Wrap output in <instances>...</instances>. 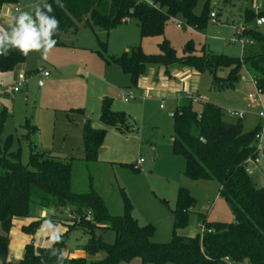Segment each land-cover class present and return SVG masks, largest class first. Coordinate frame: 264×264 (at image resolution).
<instances>
[{
	"label": "trees",
	"instance_id": "obj_1",
	"mask_svg": "<svg viewBox=\"0 0 264 264\" xmlns=\"http://www.w3.org/2000/svg\"><path fill=\"white\" fill-rule=\"evenodd\" d=\"M211 1L203 0L198 12L195 9L200 0H59L62 8L57 0H43L38 5L52 6L53 11L48 15L59 21L58 34L52 37L56 41L54 46H64L62 38L75 35L80 27L107 33L130 19L138 23L141 38L162 36L164 26L175 18L181 19L182 28L202 30L210 22ZM17 2L0 0V8ZM257 17L264 14L244 12L246 20L254 21ZM242 36L252 43L244 45L240 57L215 54L204 47L196 49L192 40L182 46L178 56L166 39L158 43L157 54H146L137 45L119 56L106 57L105 43L97 37L96 52L105 63H115L122 72L128 73L135 84L147 65L180 64L195 72L208 71L216 87H233L241 72L246 71L255 78L260 92L264 90V34L247 28ZM25 59L17 49H11L7 56H0V72L16 69ZM221 72L223 75H219ZM6 116L4 111L0 112V224L4 232L0 234V264H120L133 258H138L140 264H226L225 257L236 264H264V187H258L247 170L248 159L254 160L259 154L256 135L260 126L246 132L240 119L224 120L222 109L214 103L201 102L200 110L196 111L191 97L178 100L171 113L172 151L183 157L185 177L213 179L219 183V195L225 200L233 221L209 222L199 217V234L178 235L175 231L186 225L195 203L188 189L179 186L172 209V237L158 243L152 239L154 226L139 223L122 188L119 189L122 213L118 215L109 213L104 199L91 184L86 191H73L71 158L39 149L31 141L38 128L28 117L22 124L21 140L28 143L29 149L28 164L23 165L19 150L11 149L12 138L1 141ZM99 120L120 133L128 134L136 129L125 111L113 109L109 98L100 99ZM80 134L83 161L95 162L105 129H93L87 119ZM261 152L264 154V146ZM30 205L52 212L49 219L63 221L67 228L58 234L59 242L53 241L43 249L29 243L22 258L13 261L7 258L8 232L13 218L30 216ZM66 210L71 218L66 216ZM38 223L36 220L23 226V231L32 233ZM75 229L87 235L81 247L83 257H69L64 249L66 237ZM107 235L112 236L111 241L106 240ZM98 253L103 254L101 259H87Z\"/></svg>",
	"mask_w": 264,
	"mask_h": 264
},
{
	"label": "rangeland",
	"instance_id": "obj_2",
	"mask_svg": "<svg viewBox=\"0 0 264 264\" xmlns=\"http://www.w3.org/2000/svg\"><path fill=\"white\" fill-rule=\"evenodd\" d=\"M43 0H18L17 4H5V12L0 15V26L7 27V14H17L14 8L32 13L34 5ZM200 0L195 11L200 10ZM211 12L216 13L215 22H208L202 30L188 27L179 28L175 18L164 26L162 36L141 38L138 23L130 19L107 33L96 29L80 27L75 35L63 37L66 43L75 48L53 46L43 58L40 52L32 51L25 59L22 68L0 77V112L6 113L1 134L4 143L12 138L11 149L19 150L20 161L28 164V143L21 140L24 133L22 124L25 117L38 127L31 141L43 151H49L62 158H71L72 189L83 192L90 184L104 199L109 213H122L119 189L129 198L133 213L140 224L154 226L153 241L167 242L173 234L172 209L175 205L178 186L185 187L195 199L188 214L186 225L177 229L178 235L194 236L201 232L199 217L209 222H231L233 215L225 200L220 197V185L213 179H189L183 175L184 159L172 151L173 121L171 113L180 98L193 97V108L200 110L201 102H211L223 111V119L238 121L226 111H242L240 119L243 131L254 130L262 122L257 117L264 111V90L258 91L252 84L248 72L242 71L233 87H216L208 71L195 72L180 64L147 65L136 84L128 73L122 72L115 63H105L96 52L98 40L105 43L106 57L119 56L130 48L140 45L146 54L159 53L158 43L166 39L181 55L182 46L192 40L196 49L231 57H240L242 44L235 32L240 25L264 34V23L254 26L253 20L244 18L245 10L264 14V0H212ZM249 12V11H248ZM97 35V37L95 36ZM23 74L25 84L15 92L12 85L18 75ZM223 75V73H219ZM254 93L261 106H252L249 94ZM109 98L112 107L125 111L135 131L120 133L104 126L99 120L100 99ZM80 109L81 111H77ZM89 119L95 130L105 129V137L95 162L83 161L81 129ZM257 162H248L247 170L258 187H264V132L259 133ZM138 158L143 159L139 167H134ZM30 216L15 217L8 232L7 258L18 261L22 258L25 246L49 247L55 234H63L66 224L49 219L52 212L30 205ZM38 220V226L28 233L23 226ZM85 231L72 230L66 237L64 249L70 255L81 250L87 240ZM0 224V234H3ZM107 235L106 240L111 241ZM102 253L87 256L88 260H98ZM140 264L138 258L128 263ZM153 264V263H149ZM167 264H173L168 262ZM246 264V263H244Z\"/></svg>",
	"mask_w": 264,
	"mask_h": 264
},
{
	"label": "clouds",
	"instance_id": "obj_3",
	"mask_svg": "<svg viewBox=\"0 0 264 264\" xmlns=\"http://www.w3.org/2000/svg\"><path fill=\"white\" fill-rule=\"evenodd\" d=\"M57 4L63 7L59 0ZM52 11V6L45 3L43 8L34 6V15L20 10L14 15L7 14V27L0 26V56H7L11 49H17L24 56L32 51L40 52L46 59L56 43L52 37L58 34L59 28V21L55 16L48 15ZM59 240V235L55 234L49 244ZM61 252L65 257L64 251Z\"/></svg>",
	"mask_w": 264,
	"mask_h": 264
},
{
	"label": "built area",
	"instance_id": "obj_4",
	"mask_svg": "<svg viewBox=\"0 0 264 264\" xmlns=\"http://www.w3.org/2000/svg\"><path fill=\"white\" fill-rule=\"evenodd\" d=\"M15 10H17V7L15 8ZM215 16H216L215 12H213V11L210 12V21L211 22H215V20H214L215 19ZM262 23H264V17H257V18H255V20H254V26L261 25ZM177 26L178 27H182L181 22L178 21L177 22ZM237 29H238V31L235 32V35L238 37V41L242 44V46H244L247 43H252L251 40H249L248 38H245V37L242 36L243 32L246 29L245 26L240 25ZM251 80H252V84L256 87V80H255V78L251 76ZM24 84H25L24 75L23 74H19L18 75V78H17V81L12 85V89L15 92H17V91H19L22 88V86ZM187 97H191L193 99V97L190 96V95H188ZM249 101H250V103H251L252 106H258V107L261 106L260 105V101L257 98V95L254 94V93H250L249 94ZM226 113L228 115L234 116V117H236L238 119L243 118L244 115H245L244 112H242V111H234V110H228V111H226ZM257 117L262 122V125L260 126V132H264V111L259 110L257 112ZM259 133L256 135L257 140H258L259 135H260ZM257 148H258V145H257ZM258 150H259V148H258ZM248 162H254V163H256L257 162V158L254 159V160L253 159H248ZM141 163H143V159L142 158L136 159L135 164H134V167H139ZM65 214L69 218L72 217V215L68 212V210L65 211ZM89 219H90V217H89V215H87L86 216V220H89ZM224 261L226 262V264H236L233 261H231L228 257H225L224 258Z\"/></svg>",
	"mask_w": 264,
	"mask_h": 264
},
{
	"label": "crops",
	"instance_id": "obj_5",
	"mask_svg": "<svg viewBox=\"0 0 264 264\" xmlns=\"http://www.w3.org/2000/svg\"><path fill=\"white\" fill-rule=\"evenodd\" d=\"M40 3V2H39ZM38 3V4H39ZM37 4V5H38ZM17 5H18V3H17ZM35 6V5H34ZM6 6H5V4L4 5H2L1 6V8H0V15L2 14V13H4L5 12V8ZM17 7V6H16ZM15 7V8H16ZM15 8H14V11L15 12H17V10H19V8L17 7V10H15ZM127 22V21H126ZM178 22V21H177ZM177 22H176V25H177ZM179 28H182V27H179ZM191 29V28H190ZM79 30V29H78ZM62 41L64 42V46H61V47H68V48H75V47H73L72 45H70V44H68V43H66L65 42V40L62 38ZM25 65V62L23 63V64H21L19 67H17V68H22L23 66ZM6 73L7 72H0V77H1V79H6L7 78V76H6ZM0 89H1V87H0ZM23 88H21L19 91H21ZM14 91V90H13ZM19 91H17V92H19ZM178 102V101H177ZM26 118V117H25ZM30 119V118H29ZM36 126V125H35ZM38 128V127H37ZM81 133V132H80ZM179 187V186H178ZM177 187V188H178ZM66 254L69 256V257H83V256H85V254L83 253V251L82 250H78V251H75V255H70V254H68L67 253V251H66Z\"/></svg>",
	"mask_w": 264,
	"mask_h": 264
}]
</instances>
